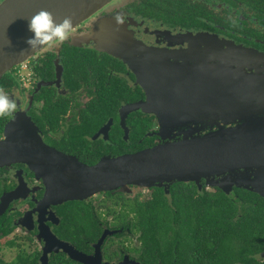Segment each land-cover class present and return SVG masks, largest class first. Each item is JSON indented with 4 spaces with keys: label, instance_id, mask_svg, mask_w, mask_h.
Instances as JSON below:
<instances>
[{
    "label": "flooded vegetation",
    "instance_id": "flooded-vegetation-1",
    "mask_svg": "<svg viewBox=\"0 0 264 264\" xmlns=\"http://www.w3.org/2000/svg\"><path fill=\"white\" fill-rule=\"evenodd\" d=\"M104 20L128 34L127 41L111 37L107 52L101 50L106 39L90 37ZM22 66L0 80L18 105L13 116L3 117L0 140L6 126L27 113L46 146L95 166L184 139L185 133L204 136L237 127L247 115L264 116V0H113L72 30L68 41L44 48ZM221 180L168 189L131 186L64 203L49 199L46 177L29 165L1 168L0 264H180V238L162 253L142 240L143 216L164 210L149 205L154 190L162 189L177 212L170 201L174 186L211 195L221 190L213 186ZM242 193L264 200L236 187L228 196ZM68 246L87 263L73 260ZM263 255H253L255 262L264 264ZM183 256L188 264L209 262L203 246H190Z\"/></svg>",
    "mask_w": 264,
    "mask_h": 264
},
{
    "label": "water",
    "instance_id": "water-1",
    "mask_svg": "<svg viewBox=\"0 0 264 264\" xmlns=\"http://www.w3.org/2000/svg\"><path fill=\"white\" fill-rule=\"evenodd\" d=\"M112 1L5 0L0 5V80L44 49L33 52L26 45L31 35L28 20L34 15L47 11L57 22L70 17L74 30ZM90 37L93 41L95 37L106 39L107 43H103L105 49H101L106 52L112 45L111 37L128 40L127 32L122 33L113 20L96 24ZM120 53L124 55L125 51ZM150 104L157 106L158 102L150 99ZM158 110L155 108L154 113L166 122H173L172 115H163ZM240 121L234 128L220 127L219 131L204 136L185 133L184 139L136 154L106 158L95 166H88L46 146L37 127L25 113L6 126L5 139L0 140V169L17 163L29 165L46 177L49 199L53 202L84 201L101 192L125 191L131 186L144 190L168 189L171 184H200L202 179L217 177L222 182L213 186L219 187L226 195L236 187L264 198V116L247 115ZM242 171L243 174H238ZM13 198L3 199L1 207ZM65 250L73 260L87 263L73 247H65ZM100 260L102 262L101 257L94 261L100 263Z\"/></svg>",
    "mask_w": 264,
    "mask_h": 264
},
{
    "label": "trees",
    "instance_id": "trees-1",
    "mask_svg": "<svg viewBox=\"0 0 264 264\" xmlns=\"http://www.w3.org/2000/svg\"><path fill=\"white\" fill-rule=\"evenodd\" d=\"M4 126L5 118L0 116V137ZM154 191L149 205L164 207V210H149L143 216L145 232L142 240L146 245H154L162 253L165 247L174 249L177 237L181 240L180 264H188L183 253L190 246L205 248L207 264H258L253 255L264 253L263 199L251 193H242L235 198L221 190L211 195L202 194L197 189L186 187L182 190L176 185L170 199L178 209L175 212L169 208V199L163 190ZM240 207H243L241 213Z\"/></svg>",
    "mask_w": 264,
    "mask_h": 264
},
{
    "label": "clouds",
    "instance_id": "clouds-1",
    "mask_svg": "<svg viewBox=\"0 0 264 264\" xmlns=\"http://www.w3.org/2000/svg\"><path fill=\"white\" fill-rule=\"evenodd\" d=\"M115 19L118 25L125 23L119 15ZM72 29V18L65 17L57 22L51 13L40 11L28 20V31L31 35L26 40V45L33 52L43 48H54L70 39ZM17 106V102L0 89V116H13Z\"/></svg>",
    "mask_w": 264,
    "mask_h": 264
},
{
    "label": "built area",
    "instance_id": "built-area-1",
    "mask_svg": "<svg viewBox=\"0 0 264 264\" xmlns=\"http://www.w3.org/2000/svg\"><path fill=\"white\" fill-rule=\"evenodd\" d=\"M27 64H24L22 67L26 68Z\"/></svg>",
    "mask_w": 264,
    "mask_h": 264
}]
</instances>
